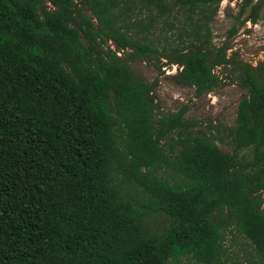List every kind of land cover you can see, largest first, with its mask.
<instances>
[{
    "label": "trees",
    "instance_id": "obj_1",
    "mask_svg": "<svg viewBox=\"0 0 264 264\" xmlns=\"http://www.w3.org/2000/svg\"><path fill=\"white\" fill-rule=\"evenodd\" d=\"M222 1L0 0V264H227L234 232L264 264V61L214 46ZM263 6L244 0L242 23ZM159 20L179 31L170 53ZM159 55L197 96L215 68L236 73L232 152L186 107L161 112L158 82L130 65Z\"/></svg>",
    "mask_w": 264,
    "mask_h": 264
},
{
    "label": "rangeland",
    "instance_id": "obj_2",
    "mask_svg": "<svg viewBox=\"0 0 264 264\" xmlns=\"http://www.w3.org/2000/svg\"><path fill=\"white\" fill-rule=\"evenodd\" d=\"M243 1L223 0L221 2L218 13L210 24L213 44L215 47H220L224 42H228L231 47L229 54L236 52L241 60L257 65L264 61V6L257 23L250 21L242 23L250 11L249 7L240 16ZM136 5H140L139 2ZM134 12L137 14L136 18L141 17L146 22L145 12L142 15L139 14L138 9ZM234 29L236 32L231 34ZM178 35L179 31L176 27H170L159 20L156 34L151 38L154 46L160 51L167 50L170 53L171 47L179 40ZM159 56V59L154 57L151 61L136 59L130 65L147 82H158L154 91L161 112L176 113L186 107L185 119L190 126L207 132L222 150L232 152L226 128L234 125L238 104L246 93V90L237 84L236 73L230 68H215L221 84L213 91L197 96L194 87L176 83L172 76L177 73L178 68L176 65H170L169 57ZM167 224L168 220L164 215L155 216L151 220V227L155 231L162 230ZM226 246L227 264H263L249 241L238 232L228 235ZM171 263L199 264L191 256L181 257L179 261L174 260Z\"/></svg>",
    "mask_w": 264,
    "mask_h": 264
}]
</instances>
